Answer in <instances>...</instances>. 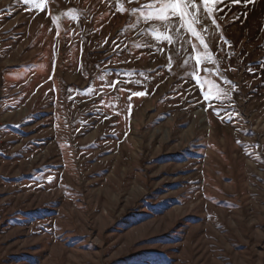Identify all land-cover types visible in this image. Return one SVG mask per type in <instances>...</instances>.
<instances>
[{
	"label": "rangeland",
	"instance_id": "rangeland-1",
	"mask_svg": "<svg viewBox=\"0 0 264 264\" xmlns=\"http://www.w3.org/2000/svg\"><path fill=\"white\" fill-rule=\"evenodd\" d=\"M148 2L0 0V264H264V0L193 26L207 102Z\"/></svg>",
	"mask_w": 264,
	"mask_h": 264
},
{
	"label": "snow or ice",
	"instance_id": "snow-or-ice-1",
	"mask_svg": "<svg viewBox=\"0 0 264 264\" xmlns=\"http://www.w3.org/2000/svg\"><path fill=\"white\" fill-rule=\"evenodd\" d=\"M27 5H31V8L44 11L47 7V0H23ZM134 0H129V3H133ZM233 3H240L241 0H232ZM252 2V0H249ZM226 0H149L148 3L140 5L139 8H132L133 13L140 12L141 17L147 22L151 20H159L164 22L165 26L171 25L175 20H179L181 27L186 28L196 39L199 40L200 45L203 46L204 51L200 52L193 48V60H194V70L191 74V79L197 81L196 87L203 89L205 83H207V90H202L201 95L204 97V101H210L214 94H219V89L212 81H205L199 75L201 71H208L207 68L203 66V62L213 60V57L209 51V45L201 38L200 33L196 30L194 25H201L202 18L201 14H206V18L211 21L213 25L217 24V19L215 17V11L217 6L225 4ZM146 9L147 11H143ZM118 11L123 12L124 9L121 7ZM223 11V9H219ZM53 23L56 22V17H52ZM218 26V25H217ZM207 29H205L206 31ZM157 40L163 39L168 43L172 42L170 35H160L156 36ZM51 79V77H50ZM119 81L112 82L109 87L117 88L119 86ZM146 92H132L129 96H144ZM207 110V109H205ZM219 115V113H217ZM223 119V118H222ZM231 119V117H229ZM237 143H240L237 141Z\"/></svg>",
	"mask_w": 264,
	"mask_h": 264
}]
</instances>
